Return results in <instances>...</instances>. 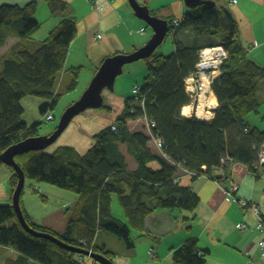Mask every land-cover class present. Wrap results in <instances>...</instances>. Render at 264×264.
I'll return each mask as SVG.
<instances>
[{
    "label": "trees",
    "instance_id": "1",
    "mask_svg": "<svg viewBox=\"0 0 264 264\" xmlns=\"http://www.w3.org/2000/svg\"><path fill=\"white\" fill-rule=\"evenodd\" d=\"M46 3L51 13L67 10V5L62 2L47 0ZM35 9L33 2L23 7L0 5V48L8 38L14 37L13 32L22 42L0 58V154L24 140L39 137L41 123L28 126L22 119L21 101L25 97L48 101L39 111L46 122L53 120L52 114L46 113L59 99L58 79L64 69L68 47L76 37L75 23L63 19L59 27L32 51L31 35L40 29L39 22L34 19ZM168 25L174 30L178 27L177 31L192 29L196 38L213 37L214 45L224 49L226 57L211 85L219 104L212 122L206 124L195 117H180V109L189 102L183 91V79L195 71L198 49L174 41L172 55L164 56L155 51L143 60L146 76L142 88H132L124 114L110 128L94 136V144L86 154L80 156L74 150L64 148L52 154L43 150L14 158L26 179L80 197L81 202L70 217L64 234L58 235L29 221L22 207V191L20 208L35 231L52 235L71 248L111 260L116 255L93 246L97 233L114 235L127 249H132L130 229L143 233L144 222L154 211L149 201H154L156 208L196 210L199 198L191 190L173 184V177L180 169L200 174L204 168V173L212 178L213 171L225 173L228 170L229 162L226 167L221 166V158L227 157L257 176L253 166L264 144V131L255 126L250 128L245 118L257 114L264 104V65L248 58L247 49L238 42L236 22L229 12L217 6L201 5L189 10L178 26ZM74 85L75 82L72 87ZM134 89H137V96L133 94ZM135 97L144 98L143 108L130 106L137 104ZM48 115L51 116L49 121ZM143 117L154 124H145L151 131L150 139L143 132L129 133L125 125L128 119ZM112 127L117 128L116 134L111 131ZM152 137L162 141L161 149L170 161L161 163L158 171L145 166L146 159H157L146 148L150 140L153 142ZM121 143L127 145L129 154L136 160V171H127L117 147ZM258 168L264 169V165H258ZM7 169L11 172L12 196L18 179L12 168ZM112 197L118 198L128 226L111 215ZM11 220L13 224L6 227ZM0 246L38 264H83L86 259L25 232L11 205H0ZM206 254L197 248L195 239H189L172 252V261L174 264H206Z\"/></svg>",
    "mask_w": 264,
    "mask_h": 264
},
{
    "label": "crops",
    "instance_id": "2",
    "mask_svg": "<svg viewBox=\"0 0 264 264\" xmlns=\"http://www.w3.org/2000/svg\"><path fill=\"white\" fill-rule=\"evenodd\" d=\"M46 1L0 0V5L23 7L29 3H35L34 19L40 24L38 30L40 32L48 24H52L53 28H56L63 19H69L75 23L76 37L68 47L64 69L58 79L57 94H65L61 93V90L72 88L74 89L72 93H75L79 87V78L82 74L84 75L81 81H84V87L80 93L68 95L70 98L67 97L64 107L60 111L62 115L67 108L79 100L81 94L87 89L97 70L107 58L117 55H130L142 49L149 42L154 32L146 22L135 16L128 0H54L67 5V10L63 13L59 10L51 13ZM200 1L207 2L208 0ZM136 2L141 8H147L151 17L167 24L168 30L164 40L166 38L172 40L173 48L170 45L167 47L168 52H171L170 54L175 51L174 41H179L189 48H197V58L204 49L221 47L214 45L215 39L213 37L196 38L192 29H178L177 31L178 27L174 30L168 25L169 23L172 26L174 21H178L179 24L182 23L185 14L189 10L205 5L204 3L196 5L195 2L193 7L188 8L183 0H180V2L179 0H136ZM211 6H217L230 13L239 29L238 42L243 48L247 49L248 58L263 66L264 0H215L214 5ZM12 35L14 37L8 38L5 45L0 48V58L11 48L22 43L14 32ZM31 48L33 51V47ZM122 72L124 73L123 69ZM126 72V81L129 82L127 88L119 92L113 90L114 85L112 91L106 88L103 89L100 93L102 108L101 106L97 109L87 108L75 116L57 141L46 149L47 153L52 154L64 148H70L80 156L87 153L94 144V136L110 128L124 114L126 102L131 98L132 88L134 86L142 88V82L146 76V67L131 66L127 68ZM193 73L194 71L185 77L183 82ZM73 77L75 79L74 87H72ZM134 77H138L142 81L140 86L134 82ZM211 98L215 100V107L202 110L203 113L212 115L210 119H200L197 116L199 109H194L193 106L189 107L188 104L180 109V117H195L199 122L211 123L214 118V111L219 106L213 91ZM40 104L34 103V108ZM137 104H134V106L142 108L139 103ZM130 106H133V104H130ZM185 106L190 109L188 114H182L186 109ZM58 107L59 99L56 105L46 114L51 113L52 110L56 112ZM258 110L261 114L260 118L264 121V104ZM24 112H26L25 108ZM52 116L53 120L47 122L46 130L40 132L39 136H50L54 132L55 114H52ZM23 121L28 126L45 122L44 115L41 113L39 115L37 112L33 114L31 121L26 118ZM146 121L145 117L126 120L127 131L129 133L143 132L150 139L151 131L146 128ZM134 124L137 125L131 127ZM141 125L144 127L141 128ZM254 126L259 129L256 125ZM259 130L264 131V127ZM117 147L123 156L127 171H136L138 164L129 154L127 145L121 143ZM146 148L151 156L157 158L146 159L148 160L145 162L147 169L158 171L161 168V163H170L168 158L164 156L165 153L162 149L157 148L151 140L147 143ZM260 154L264 155V144L258 154L256 165L253 166L257 176L244 165L232 162V160L225 173L222 170L213 171L212 178H208L209 176L204 173V168H202L203 173L196 174L195 177L190 176L184 168L180 169L173 177V184L191 190L199 198L200 202L195 211L156 208L155 202L151 200L148 204L154 211L146 218L143 233H137L130 229L133 242L132 249H127L125 244L118 238L120 242H115L108 236H102L108 233L101 232L97 233L92 243L93 246L116 255L115 258L111 259L113 264H174L172 252L181 247L187 240L195 239L197 248L207 252L206 264H246L249 258L252 259L254 264H264V251L257 248L259 243H264V232L260 233L254 229L257 221L256 217L240 210L231 203L224 191L230 186V183L236 184L238 186L236 197L251 200L258 206L264 219V169L258 168ZM9 172H4L1 177L0 205H11L9 186L11 172ZM216 178L223 179L221 184L214 182ZM35 186L36 184L29 185L25 200L22 201V207L29 221L38 227L63 235L70 217L81 202L80 197L75 194H68L69 192H66L67 194L59 192L60 204L54 207L48 205L46 202L47 197L44 196L42 200L40 199L41 193L39 190H44L46 195L50 192H56L46 187L41 188V186H37L36 189ZM110 211L115 219L128 226L127 218L118 203L117 197L111 198ZM241 224H245L250 229L244 232L238 230V226ZM0 264L38 263L23 259L13 250L0 246ZM89 264L96 263L90 261Z\"/></svg>",
    "mask_w": 264,
    "mask_h": 264
},
{
    "label": "water",
    "instance_id": "3",
    "mask_svg": "<svg viewBox=\"0 0 264 264\" xmlns=\"http://www.w3.org/2000/svg\"><path fill=\"white\" fill-rule=\"evenodd\" d=\"M186 7L191 8L200 4H211L214 5L212 1H200V0H183ZM130 7L134 11V14L139 19L146 22V24L152 28L154 34L149 40V42L140 50L130 54V55H117L112 58H107L100 68L97 70L96 74L90 81L87 89L81 95L79 100H77L73 105L65 110L61 115L59 122L50 136H39L34 138H29L20 142L10 148L5 152L0 154V165L12 168L14 173L17 175V184L11 196V206L15 212L18 223L22 229L30 234L31 236L42 238L52 242L56 246L63 248L64 250L76 254L81 257H86L96 264H113L111 260L107 259L102 255H97L89 251H84L78 248H71L58 240L56 237L46 233H39L32 229L26 219L23 216L22 210L20 208L19 200L21 193L24 189V184L26 177L24 173L16 165L14 158L18 155L26 154L34 151H43L52 146L57 139L66 130L72 119L79 115L87 108L97 109L102 104V97L100 93L103 89H108L112 91L114 81L122 73V69L125 65L132 64L141 60H145L162 44L168 27L165 22H161L156 18L149 15L147 8H141L136 0H128Z\"/></svg>",
    "mask_w": 264,
    "mask_h": 264
},
{
    "label": "rangeland",
    "instance_id": "4",
    "mask_svg": "<svg viewBox=\"0 0 264 264\" xmlns=\"http://www.w3.org/2000/svg\"><path fill=\"white\" fill-rule=\"evenodd\" d=\"M139 1H141V0H139ZM179 2H180V0H179ZM141 4V3H140ZM142 5V4H141ZM62 21V20H61ZM174 22H177V23H179L178 21H174ZM174 22H172V26H175V23ZM61 22H59V24H60ZM59 24H58V26L56 27V28H53V26H52V24H48V25H46V26H44V28H43V31H36V32H34L31 36V39H34L33 40V43H34V46H33V44H32V46L31 47H33V50H35V49H37L39 46H40V44H41V42L43 41V40H45L47 37H48V35H49V33L51 32V31H53L54 29H57L58 27H59ZM168 45H170L172 48H173V44H172V40L171 39H165L164 41H163V43L161 44V46L157 49V52H160L161 54H163L164 56H170V55H172V54H170L171 52H168V50H167V47H168ZM29 49H31V48H29ZM209 49H212V48H207V49H204V50H202V53L203 52H205L206 50H209ZM199 59H200V54H199V58H198V61L197 62H199ZM131 66H145V63H144V61H138V62H135V63H132V64H129V65H126V66H124V68H123V70H124V73L122 72V74L121 75H119L117 78H116V80H115V82H114V91L115 92H119V91H122V90H124V89H126L127 88V84L129 83L128 81H126V78H127V72H126V70H127V68L128 67H131ZM83 75L84 74H82V76L79 78V87H78V89H77V91L75 92V93H72V92H74V89L72 88V89H70V90H61V93H65V94H59L58 95V98H59V107L56 109V112H55V110H52L51 111V114H55V120H54V122H53V126L56 128V126H57V124H58V122H59V119H60V117H61V109L64 107L63 105L65 104V100H67V97H69L70 98V96H68V95H70V94H78V93H80L81 92V90H82V88L84 87V81H81V79H82V77H83ZM74 77H73V82H74ZM134 82L135 83H138V85L140 86L141 85V82L142 81H140V79L138 78V77H134ZM142 86H143V82H142ZM197 86H201V83H198L197 84ZM188 89H186V87L184 86V91H187ZM209 90L211 91V93H212V87H211V85H210V87H209ZM185 94H186V92H185ZM82 95V94H81ZM187 95V94H186ZM60 96V97H59ZM208 97V96H207ZM190 101L188 102V105L187 106H189V107H191V106H193V108L194 109H197V106L199 105V95H198V97H195V98H191V97H189L188 98ZM36 102L37 103H41L39 106H37V107H35L34 108V106L35 105H33L34 103L36 104ZM44 103H49L48 101H46V100H44V99H41V98H36V97H25L22 101H21V105H22V107L23 108H25L26 109V112H24V114H23V116H22V118L24 119V118H26V119H30V121H31V119H32V117H33V114L34 113H38L39 115H40V112H39V108L41 107V105L42 104H44ZM134 106V105H133ZM187 106H185V108H189V107H187ZM207 107V106H206ZM207 108H209V107H207ZM260 112H259V110H258V113L257 114H250L248 117H246L245 118V122H246V124L250 127V128H253V126L254 125H256L259 129H262L263 127H264V121L260 118V115L261 114H259ZM48 123L45 121V122H43V123H41V126H40V129H39V133L40 132H42L43 130H46V125H47ZM137 124H134V125H132L131 127H135ZM141 128H143L144 126L143 125H141L140 126ZM4 172H9V170L7 169V167L6 166H4V165H0V183H1V177H2V175H3V173ZM10 173V172H9ZM33 182V183H32ZM30 184H36V186H35V188L37 187V186H41V188H43V187H46V188H49L50 190H54L56 193H52V192H50V194H48L47 193V195L46 194H44V190H39L40 191V195L41 196H39L40 197V199L42 200L43 199V197L45 196V197H47V200H46V202L48 203V205H52V206H54V207H56V206H58L59 204H60V200H61V197H60V195L58 194L59 192L60 193H66V192H68V191H64V190H60V189H57V188H55V187H52V186H50V185H46V184H39V183H35L34 181H32V180H29V179H26L25 180V184H24V189H23V195H22V197H21V200L22 201H24L25 200V195H26V192H27V190H28V187H29V185ZM38 188V187H37ZM36 188V189H37ZM67 194V193H66ZM68 194H73L72 192H69ZM12 223H13V221L11 220V221H9V222H7L6 223V227H10L11 225H12ZM254 229H255V225H254ZM256 230V229H255ZM133 231H135V230H133ZM257 231V230H256ZM135 232H137V231H135ZM138 233V232H137ZM134 234V233H133ZM102 236H108L109 238H112L115 242H120L117 238H115L114 236H112V235H110V234H103ZM111 245H114V244H111ZM257 248H258V245H257ZM259 249V248H258Z\"/></svg>",
    "mask_w": 264,
    "mask_h": 264
},
{
    "label": "built area",
    "instance_id": "5",
    "mask_svg": "<svg viewBox=\"0 0 264 264\" xmlns=\"http://www.w3.org/2000/svg\"><path fill=\"white\" fill-rule=\"evenodd\" d=\"M174 23H175L174 27L179 25V23L177 22H174ZM208 55H211V56H208ZM225 57H226V54L222 47H215V48L206 50L203 53L202 51L200 52V59H199V62H197L195 65L194 73L192 74V76L187 78L184 82V86L186 87V89H188L187 91H185L188 97L195 98V97H198L199 95V99H200V96L203 94V92L206 94L205 96H208V93L206 92V88L209 90L210 85H212L213 81L219 75L220 67ZM198 83H201V86H197ZM133 94L137 96V89L133 90ZM135 100H136V103H139L142 106V108L144 107L143 105L144 98L140 99V98L135 97ZM197 109H199V105L197 106ZM204 109L209 110L211 108L205 107ZM46 119L48 121L51 120V116L49 115L46 116ZM146 124L150 126L154 125L153 123L149 121H146ZM116 130H117L116 127L111 128V131L114 132V134H116ZM152 139L155 145L157 146V148L161 149L162 141L156 137H152ZM227 162L230 163L231 159L227 157L221 158L222 167L224 166L226 167L228 165L226 164ZM258 165L259 166L264 165V155L263 154L259 155ZM186 172L190 174V176H196V174L193 172H189V171H186ZM215 181L222 182L223 180L220 178H216ZM224 191H225L227 199L230 202L235 204L240 210L250 213L256 217L257 221L255 224V229L260 233L264 232V219H263L262 213L260 212V209L258 208V206L250 200L238 199L236 197V193L238 191V186L236 184L230 183V186L224 189ZM249 229L250 228L246 226L245 224H241L238 226V230L242 232L249 230ZM84 247H86V245H84ZM258 248L261 251H264V243H259ZM83 264H89V259L86 258ZM246 264H254V263L252 259L249 258L247 259Z\"/></svg>",
    "mask_w": 264,
    "mask_h": 264
},
{
    "label": "bare ground",
    "instance_id": "6",
    "mask_svg": "<svg viewBox=\"0 0 264 264\" xmlns=\"http://www.w3.org/2000/svg\"><path fill=\"white\" fill-rule=\"evenodd\" d=\"M208 56H211V55H208ZM206 92L208 93V97L205 96L206 94L203 92V94L200 96V99H199V111L197 113V116L200 119H210L212 116L211 114L203 113L202 110H204L206 106L209 108L215 107V100L211 98V92L207 88H206ZM189 111L190 109L186 108L183 113L188 114Z\"/></svg>",
    "mask_w": 264,
    "mask_h": 264
},
{
    "label": "clouds",
    "instance_id": "7",
    "mask_svg": "<svg viewBox=\"0 0 264 264\" xmlns=\"http://www.w3.org/2000/svg\"><path fill=\"white\" fill-rule=\"evenodd\" d=\"M189 172H191V171H189ZM195 177V176H194ZM215 180V179H214ZM214 182H216V181H214ZM217 183V182H216ZM226 195V194H225ZM239 199V198H238ZM240 200H246V199H240ZM251 201V200H250ZM232 203V202H231ZM235 205V204H234ZM247 213V212H246ZM84 258H86V257H84ZM89 261H91L90 259H89Z\"/></svg>",
    "mask_w": 264,
    "mask_h": 264
}]
</instances>
